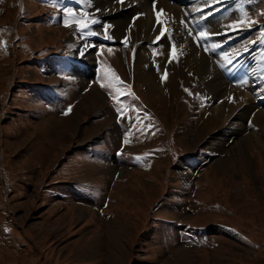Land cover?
Masks as SVG:
<instances>
[{
    "label": "rangeland",
    "instance_id": "1",
    "mask_svg": "<svg viewBox=\"0 0 264 264\" xmlns=\"http://www.w3.org/2000/svg\"><path fill=\"white\" fill-rule=\"evenodd\" d=\"M96 1L0 0V264H264V0H164L184 54L112 37L140 0Z\"/></svg>",
    "mask_w": 264,
    "mask_h": 264
},
{
    "label": "bare ground",
    "instance_id": "2",
    "mask_svg": "<svg viewBox=\"0 0 264 264\" xmlns=\"http://www.w3.org/2000/svg\"><path fill=\"white\" fill-rule=\"evenodd\" d=\"M140 1L141 2H139V5L142 4L141 10H137L136 6H134L135 8H133V9H131V7H130L131 11L134 10V9L136 11L135 10H134L135 12L132 11L133 13L128 14L129 16H126L125 18L121 17V16L117 17V18L114 17V20H116V22H115L116 24H124L125 27H123V26L122 27L118 26V28L117 27H113L112 28V32H111L112 33V37H114V36L124 37L125 40L129 41L130 44H132L133 42H136V43L139 42V44H141L140 41H142L143 38L146 41H155V40L157 41V40H159L161 42H166L168 44L177 43V47L176 48L178 50H180L178 52L179 53L183 52V54H184L185 51L183 49H185V48H183L182 43L183 44L186 43V42H190L191 43V42H193V40L191 38L187 37V34H188L187 33V29H188L187 28V24L185 23L186 21L183 22L184 20H183V17L181 15L180 10L177 9L175 6H173L171 3L169 5V3L164 1V0H157V4H156L157 12L154 13V11L152 12V10H153L152 8H151L152 10L149 9V6H148L146 0H140ZM95 3H97V5L100 4L99 7H98V9L100 11H104V12H107V13L108 12H110V13L113 12L112 9H107L104 6V0H97ZM136 5H138V3ZM158 13H159V17L157 15ZM159 18H160V20L157 21V23H156L155 19H159ZM153 19L155 20V24H152V20ZM231 20H232L231 18H228L227 20H225V23L227 22V24L232 25V23H234V22L231 21ZM220 21H219V24L217 22H214V21H212V22L208 21L209 23H207V25L208 24L209 25H208L207 28H208L209 32H210V30H213L214 28H216L217 25H220ZM224 27H227V26L224 25L223 29H224ZM162 32H167L169 34L162 37L161 36ZM210 34H211V32H210ZM192 45H190V46H192ZM139 46H142V45H139ZM186 47H188L187 44H186ZM195 49L196 48L194 46L191 47V48L188 47V50H186V52H188V54H186V58L184 57L185 55L184 56L182 55L184 57L182 60H183L184 65L189 64V65L193 66L192 68H194L196 66L195 69H197V65H196L195 62H198L199 57H198V55H196L197 51H194ZM148 54L149 53H147L145 51V49H143V50L142 49H137V51H136L135 61H136L137 66L139 67V70H141V72H142V73L140 72L141 76L139 74V76H140L139 80L143 81V82L145 81V84L150 86V87L157 88L158 87V83L156 81V78H155L154 74L149 69H146L147 67H145V66L142 67L141 66L142 64H144V62L145 63L149 62V55ZM223 58L224 57H222V59ZM228 62H229V60H228ZM178 64H180V63H178ZM175 68H177V67H175ZM175 71H177V69ZM248 73L249 72L244 70L243 72H241L238 75L239 77L237 76L240 79V81L238 80L240 82L239 84L242 87L244 86L243 89L246 88V83H247L248 79H250L247 76ZM251 81H253V80L251 79ZM218 84H219V81L212 82L211 88L213 90H216V87L218 86ZM224 87L226 88V86H224ZM235 89H236V86H230L229 87V93H233L235 91ZM226 90H227V88H226ZM235 93H236L235 94V99L236 100H239L240 102H245L247 100L248 95H246V94L244 95L240 91H236ZM220 94H221L220 96L224 95V93L222 91H220ZM222 98H223V100H225L227 102L231 101L227 97L226 98L222 97Z\"/></svg>",
    "mask_w": 264,
    "mask_h": 264
},
{
    "label": "snow or ice",
    "instance_id": "3",
    "mask_svg": "<svg viewBox=\"0 0 264 264\" xmlns=\"http://www.w3.org/2000/svg\"><path fill=\"white\" fill-rule=\"evenodd\" d=\"M153 3L155 4V0H153ZM206 3H210V4L211 3H214V0H206ZM69 13H71V10H69ZM261 14L264 15V13H261ZM157 15L159 17V13ZM92 22L95 23L94 20ZM249 22H254V21H249V19L247 18V14L245 13L244 19L242 21H240L239 23H240L241 26H243V25H245V24H247ZM73 23L76 24V25H78L79 26V29L82 32H84L85 30L89 29V24L85 20H83V19H74L73 20ZM64 24H65V26H69V21L66 19L64 21ZM230 27H235V25H232ZM168 34L169 33H167V32H162L161 33V36L163 37V36H166ZM107 38L108 39H111L112 37L109 36ZM196 39L200 43H206L207 39H210V37L207 35L206 31L202 29V30H200L199 35H198V37ZM175 51H176L175 50V46L173 45L172 46L173 56L171 57V59H175ZM166 76H167V74L165 73L164 76H163V79H166ZM114 82H115V84H114ZM113 86L117 87V89H119L121 86H123L125 88L127 87V85H125L124 82L121 81L119 79V77L116 76L114 73L112 75V79L109 80V83L108 84H103V83L100 84V87L101 88H112ZM117 94H118V92H117ZM110 95H111V93H110ZM70 111H71V108H69L68 111L65 112L64 114L67 115L68 112H70ZM117 112L118 113L120 112V109L119 108H117Z\"/></svg>",
    "mask_w": 264,
    "mask_h": 264
}]
</instances>
